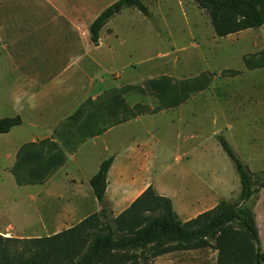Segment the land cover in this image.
I'll list each match as a JSON object with an SVG mask.
<instances>
[{
  "label": "rangeland",
  "instance_id": "rangeland-1",
  "mask_svg": "<svg viewBox=\"0 0 264 264\" xmlns=\"http://www.w3.org/2000/svg\"><path fill=\"white\" fill-rule=\"evenodd\" d=\"M116 1L49 0L52 7L44 5L43 12H67L74 24L86 28ZM140 1L149 16L136 9H124L100 31V49L88 53L85 58V64L90 58L93 63L90 62L84 71L75 63L70 65V96L77 94L81 86L88 89L90 80L97 85L96 81L102 78L107 88L99 97L116 92L111 99L117 97L129 107L140 104L154 111L159 101L150 91L148 82L169 79L192 92L189 101L180 108L141 115L136 121L87 143L77 156L82 163L80 168L69 159L76 150L64 149L69 163L46 189L16 185L11 174L6 172L14 160L11 138L0 136V232L18 238L30 233L52 234L53 231L42 227V222L55 221L67 197L82 198L86 203L83 212L76 216L69 214L71 222L67 226L93 213L98 205L87 178L104 157L118 154V164H123L125 152L137 142L144 143L147 152L146 159L138 161L146 164L145 182L171 200L182 221L213 208L221 200H237L238 176L219 143L220 138L252 173L264 171V33L261 39L257 29L242 33L240 37L218 38L206 12L189 0ZM41 4L40 0H0V29L6 34L14 32L25 37L18 43L17 60H28L37 47L47 45L43 41L48 40L44 37L46 34L52 36L51 45L59 38L47 31L56 30L55 25L60 21L53 22L46 30L38 27L41 30L34 34L42 23L34 17ZM74 28L75 25L69 26V32L61 40L68 45L66 51L70 59H77L84 49ZM2 59L8 60L4 56ZM125 88L130 89L123 91ZM22 134L31 133L23 131ZM65 173L83 183H69ZM43 189L54 190L59 195L51 198ZM40 190L43 191L40 193ZM114 192L115 188L111 189V193ZM36 194L38 196L30 200ZM242 207L249 208L255 216L264 252V189ZM216 262L217 252L207 248L175 252L155 259L152 264Z\"/></svg>",
  "mask_w": 264,
  "mask_h": 264
},
{
  "label": "trees",
  "instance_id": "trees-1",
  "mask_svg": "<svg viewBox=\"0 0 264 264\" xmlns=\"http://www.w3.org/2000/svg\"><path fill=\"white\" fill-rule=\"evenodd\" d=\"M206 12L218 38L264 25V0H189ZM149 12L140 0H117L89 25L93 45L106 24L124 9ZM249 65V62L246 63ZM149 89L159 101L154 111L140 104L129 107L105 93L85 101L54 132L62 147L50 139L20 148L11 169L18 186L43 184L65 162L64 149L75 151L87 139L139 115L157 114L185 103L191 91L169 79L151 80ZM130 88H125L126 91ZM19 116L0 119V135L21 125ZM238 176L235 202L219 201L213 208L182 221L168 197L149 185L125 210L114 215L105 200L107 175L113 158L103 160L89 186L99 209L77 224L44 237H4L0 234V264H152L166 254L211 249L216 264H264L259 231L253 212L242 204L264 189V171L252 173L229 144L219 139Z\"/></svg>",
  "mask_w": 264,
  "mask_h": 264
},
{
  "label": "crops",
  "instance_id": "crops-1",
  "mask_svg": "<svg viewBox=\"0 0 264 264\" xmlns=\"http://www.w3.org/2000/svg\"><path fill=\"white\" fill-rule=\"evenodd\" d=\"M40 1H42L43 4L38 5V9L40 11L34 17L36 21H41L42 23H40L36 30H34V34L39 33L41 30L38 29V27H45L46 30V27L52 26L53 22L60 21V24L55 25L56 30L51 28L50 31H47L49 34L55 33V37H59L58 40L55 41V44L57 43L58 45H51L52 36L46 34L44 37H47L48 40H44L43 38H40V40L43 39V41L47 42V45L37 47L35 51L31 52L30 58L28 60L20 61L16 59V53L18 52L17 46L18 43L21 42L25 37L15 34L14 32L6 34L3 29H0V119L19 116L22 121L21 125L13 128L9 133L0 135L11 138L10 141L12 143V149L14 150L12 157L14 160L11 167L7 169L6 172L11 174L13 178L14 176L11 173V169L17 160L18 151L22 146L26 144L38 143L45 139H50L62 147L60 140L54 138L55 130H57L58 127L64 121H66L85 101L89 99L96 100L97 97L103 93L104 89L107 88V86H105V80L102 78L96 81V83H98L97 85H94V80H90L88 89L81 86L78 89L77 94L70 96V65L75 63V65H77L81 71H84L86 66L89 67V63H93L94 60L90 58V62L85 64V58L87 57L88 53L90 54L93 51L100 49L102 44L101 38L99 37L97 46L93 45L88 34L89 26L86 28H80V24H74L67 12H56L55 10L54 12L56 14H47L46 12H43L44 5H47L50 8L52 6L49 0ZM73 17L76 19V21H78L75 16ZM74 25L76 27L74 28V31L78 35L77 38L82 40L84 49L82 50V55L77 59H70L69 54L66 51L68 49V45L61 43V40L63 36H66V34L69 32V26L74 27ZM263 29L264 25L257 29L259 31V39H261V33H264L262 32ZM249 31L252 30H245L233 35L240 37L242 33H251ZM262 51H264V49ZM3 56L7 57L8 60H3ZM189 99L182 105L186 104ZM182 105L178 107L180 108ZM140 116L141 115L125 123L109 127L101 135L87 139L78 145L75 153L71 155L70 158H68L71 162L76 163L77 167L80 168L82 163L81 161L78 162L77 156L81 149L87 145V143L101 138L103 135L109 133L113 129L129 123L132 120L136 121ZM23 131H28L31 134L24 136V134H22ZM105 149H108L107 146ZM64 156V164L58 168L43 184L27 186H40L43 188L45 187L46 189L48 183L56 178L59 171H64L63 169H65L67 163H69V159H66L67 157L65 153ZM110 157L113 158V162L107 175L105 200L109 204L110 208H112V212H117L119 214L129 207L133 200H135L149 186V183H146V179L143 177V173L146 171V164L138 162L139 160L146 159L147 152L145 151L144 143L137 142L135 147H131L125 152V161L123 164H118L120 155L115 154ZM107 158L109 157H104L98 161L96 169H94V171L91 173L92 175L87 178V182H89L90 178L96 174L100 163ZM66 174L67 173H65V177L69 179V183H83V181L77 182L74 178L67 177ZM25 187L26 186H22L20 188ZM112 187L115 188L114 193H111V189H113ZM43 190H40V193ZM46 192L51 198L59 195L58 192L50 189ZM36 196L38 195L36 194L31 196L30 200H34ZM70 198L72 197H67L65 201L66 205L61 208L59 217H57L55 221L49 222L48 224L43 221L42 227H45L46 230L53 231L52 234H55L73 226H67V224H70L71 222V220H68L69 214L76 216L77 213L83 212L85 210L86 203L82 198L75 197L76 199L72 198V201L68 200ZM98 209L99 205L97 210ZM82 219H79V221ZM63 226L65 227L62 228ZM0 234L4 237H18L4 232H0ZM44 236H48V233H46V235L30 233L28 235L20 236L19 238ZM171 254L174 253L163 255L157 259Z\"/></svg>",
  "mask_w": 264,
  "mask_h": 264
}]
</instances>
